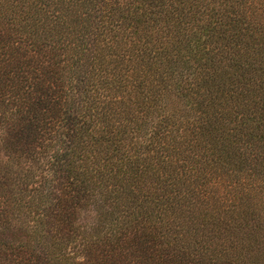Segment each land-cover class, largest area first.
<instances>
[{"label":"trees","instance_id":"1","mask_svg":"<svg viewBox=\"0 0 264 264\" xmlns=\"http://www.w3.org/2000/svg\"><path fill=\"white\" fill-rule=\"evenodd\" d=\"M0 264H264V0H0Z\"/></svg>","mask_w":264,"mask_h":264}]
</instances>
